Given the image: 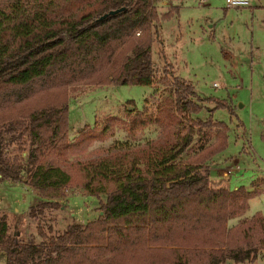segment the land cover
<instances>
[{
  "label": "trees",
  "instance_id": "16d2710c",
  "mask_svg": "<svg viewBox=\"0 0 264 264\" xmlns=\"http://www.w3.org/2000/svg\"><path fill=\"white\" fill-rule=\"evenodd\" d=\"M155 1L0 0V185L23 183L40 197L28 212L36 233L22 237L0 213L8 264H227L264 250V214L245 216L255 193L193 175L229 146L228 124L199 116L208 102L233 113L225 102L176 78L156 113L127 111L69 137L79 88L155 85L154 36L172 17ZM153 124L159 133L144 143L89 150L118 125L135 134ZM74 189L97 199L98 215L70 214L58 229Z\"/></svg>",
  "mask_w": 264,
  "mask_h": 264
},
{
  "label": "rangeland",
  "instance_id": "374dc122",
  "mask_svg": "<svg viewBox=\"0 0 264 264\" xmlns=\"http://www.w3.org/2000/svg\"><path fill=\"white\" fill-rule=\"evenodd\" d=\"M155 6L160 16H172L159 24L154 36L153 62L159 72L155 85L88 86L71 93L70 139L85 126H102L110 116L125 117L127 111L144 109L156 113L160 105L174 98L171 84L179 78L193 84L200 98L219 99L233 112L216 109L214 102H208L199 115L204 119L213 115L230 127L229 146L215 157L221 164L212 167L211 179L222 180L231 189L251 186L258 176L264 177V0H250L242 9L228 8L226 0H205L202 6L199 0H157ZM159 130V125L153 124L130 134L118 125L113 137L96 141L89 150L107 149L117 141L144 143L156 138ZM231 167L234 172L226 178L225 171ZM39 201L23 183L0 185V213L7 214L12 230H20L22 237L36 233L37 223L28 212ZM62 202L67 208L57 211L58 229L72 221L70 214L86 222L99 212L97 199L82 189L70 190ZM258 212L264 214V193L249 201L247 213ZM5 261L1 252L0 264ZM227 264H264V254L254 262Z\"/></svg>",
  "mask_w": 264,
  "mask_h": 264
},
{
  "label": "crops",
  "instance_id": "0c3cea01",
  "mask_svg": "<svg viewBox=\"0 0 264 264\" xmlns=\"http://www.w3.org/2000/svg\"><path fill=\"white\" fill-rule=\"evenodd\" d=\"M179 1H180V0H179ZM176 8H178V13H179L180 8H179V7H176ZM219 164H221V160H217V159L214 158V160L212 161V163H211L209 166H205L204 168L194 170V171H193V175H195V176L206 175V176L209 177V179L211 180V182H212L214 185H216V186H218V187H221V188H228V189H230V190H236V189H238L239 187H237V186L235 187V189H231L230 187H228V185H224V182H223L222 180H220V181H219V180L214 181L213 179H211L210 175H211V169H212V167H213V168H219V167H220ZM231 168H232V167H231ZM236 170H237V169H236ZM231 175H232V174H231ZM231 175H230V176H231ZM225 176H226V175H225ZM230 176H226V178H227V177H230ZM226 178H224V180H225ZM244 187H245V186H244ZM245 188H246L249 192H254L255 195H260V194L264 193V177H262V175L258 176L255 180H253V183H252L251 186H247V187H245ZM245 216H246V217H252L253 215H249V214L246 212ZM230 224H233V223H231V221H230ZM262 252H264V250H262L261 253H260V255L262 254V256H263L264 253H262ZM260 255H259V256H260ZM258 258H259V257H258ZM5 264H8V263L5 261Z\"/></svg>",
  "mask_w": 264,
  "mask_h": 264
},
{
  "label": "built area",
  "instance_id": "2783aa9c",
  "mask_svg": "<svg viewBox=\"0 0 264 264\" xmlns=\"http://www.w3.org/2000/svg\"><path fill=\"white\" fill-rule=\"evenodd\" d=\"M204 2L205 0H199V6H202ZM226 4H227V7L231 9H242L250 5V0H226ZM214 86L219 87L218 84H215ZM233 172H234V169L229 168L227 171H225V175L230 176L231 174H233Z\"/></svg>",
  "mask_w": 264,
  "mask_h": 264
},
{
  "label": "water",
  "instance_id": "95a60500",
  "mask_svg": "<svg viewBox=\"0 0 264 264\" xmlns=\"http://www.w3.org/2000/svg\"><path fill=\"white\" fill-rule=\"evenodd\" d=\"M120 12H121V10L112 11V12H110L109 14L105 15L103 18H107L108 16L116 15V14H118V13H120Z\"/></svg>",
  "mask_w": 264,
  "mask_h": 264
}]
</instances>
